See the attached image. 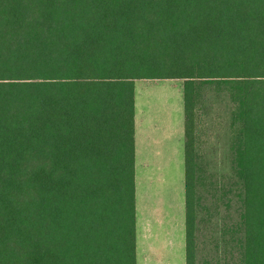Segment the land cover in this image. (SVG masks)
Returning <instances> with one entry per match:
<instances>
[{"label": "trees", "instance_id": "trees-1", "mask_svg": "<svg viewBox=\"0 0 264 264\" xmlns=\"http://www.w3.org/2000/svg\"><path fill=\"white\" fill-rule=\"evenodd\" d=\"M138 82L183 87L186 264L200 89L230 92L241 264H264V0H0V264H138Z\"/></svg>", "mask_w": 264, "mask_h": 264}, {"label": "rangeland", "instance_id": "rangeland-1", "mask_svg": "<svg viewBox=\"0 0 264 264\" xmlns=\"http://www.w3.org/2000/svg\"><path fill=\"white\" fill-rule=\"evenodd\" d=\"M136 96L137 122L143 116L146 122L144 127H153L154 123H158L159 129L153 127V132L160 137L158 142L169 138L171 145L177 146L180 143L181 146V140L183 142L181 149L184 160L181 181L184 196L186 162L185 108L182 86L180 83L157 85L138 83ZM237 107L227 90L212 86H204L200 89L196 122L199 159L196 188L197 264H241L239 241L244 236L241 229L243 187L236 174L233 150V141L237 131L233 126V114ZM168 127L171 131L176 130V134L173 133L170 137L167 133ZM179 127L182 138L177 135ZM143 134V128L140 126L138 134L140 141ZM153 150L156 153V149H151V152ZM139 153H141V148H139ZM150 156L153 154L150 153ZM140 164L141 162L138 168L137 183L141 201L144 193L154 190L149 185L151 178H154L157 183H162L163 176L160 173H151L150 166L144 168ZM169 180L178 183L179 171L171 174ZM168 202L165 203L168 205ZM161 213L164 215L163 210ZM174 215L177 219V209L171 210L165 219L169 220ZM148 219L155 218L150 215ZM155 228L151 227L152 230ZM176 231L170 237L169 242L163 241L165 236L157 238L155 243L157 251L149 249L148 246L152 241H145L140 233L138 264H186V230Z\"/></svg>", "mask_w": 264, "mask_h": 264}, {"label": "crops", "instance_id": "crops-1", "mask_svg": "<svg viewBox=\"0 0 264 264\" xmlns=\"http://www.w3.org/2000/svg\"><path fill=\"white\" fill-rule=\"evenodd\" d=\"M146 84H161V83H176V82H138ZM137 83V84H138ZM181 85V84H180ZM182 86V85H181ZM183 89V87H182ZM136 95H137V85H136ZM184 96V92H183ZM184 108H185V99H184ZM145 119L142 116L141 120L137 122V96H136V116H135V169H136V211H137V250H138V239L140 233L142 234L145 241H152L149 244V249L151 251H157L156 241L157 238L165 236L163 241L169 242L170 237L179 230V232L186 230V199H187V156H186V110H185V132H184V144H185V162H186V171H185V191L183 196L182 189V163L184 160L183 152L181 146L183 144L181 140L180 143L176 146L175 144H170V138L165 141L158 142L160 138L157 133L153 132V127L159 129L160 126L158 123H154L153 127L145 126ZM182 125V123H181ZM143 128V137L142 140H139V127ZM167 128H165L166 130ZM182 129V128H181ZM160 133V132H159ZM167 133L171 137L176 130L171 131L168 127ZM182 138V132L179 131L177 134ZM154 139H156L154 141ZM139 148H141V153H139ZM155 148L156 153L151 152V149ZM153 156L149 157V154ZM141 162V167H151V173H160L163 177L162 183L155 182L154 178H151L149 185L153 191L150 193H144L143 198L139 199L138 195V168L139 163ZM177 167V168H176ZM179 171L180 180L178 183L169 180L170 175L174 172ZM169 201L168 205L165 203ZM177 209V219L171 217L169 220L165 218L171 213V210ZM163 210L164 215L161 213ZM152 215L155 219L149 220L148 217ZM164 217V218H163ZM165 226V229L163 227ZM151 227H156L155 230H152ZM165 233V234H163ZM139 259V252H138Z\"/></svg>", "mask_w": 264, "mask_h": 264}]
</instances>
